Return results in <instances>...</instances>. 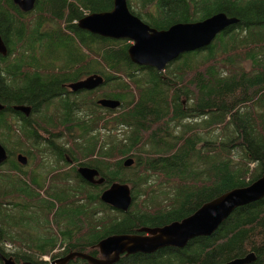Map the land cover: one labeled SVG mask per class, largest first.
<instances>
[{
  "label": "trees",
  "instance_id": "16d2710c",
  "mask_svg": "<svg viewBox=\"0 0 264 264\" xmlns=\"http://www.w3.org/2000/svg\"><path fill=\"white\" fill-rule=\"evenodd\" d=\"M112 7L113 0H37L24 13L13 0H0L7 48L0 56L1 134L9 145L17 143V156L28 154V162L31 140L37 142L32 148L52 147V175L65 184L46 187L35 172L22 175L15 154L5 149L10 182L0 187V255L18 263L48 264L43 256L52 261L76 252L99 258L97 244L105 237L181 221L264 172V0H135L130 12L158 31L218 13L238 20L210 46L181 55L163 72L132 64L128 41L77 27L85 15ZM95 74L103 77L102 87L67 92L69 84ZM101 98L120 107L101 108ZM15 106L29 107L30 114ZM33 128L48 137L42 140ZM126 128L130 135L122 147L110 148L102 139ZM70 137L80 144L75 159L63 157L61 141ZM129 158L134 164L124 167ZM33 162L41 169L46 160ZM77 166L95 169L103 183L82 180ZM115 183L131 188L126 213L100 202ZM56 248L61 252L53 253ZM250 253L251 264H264V197L237 208L211 236L181 249L122 256L115 264H221ZM68 264L88 263L76 258Z\"/></svg>",
  "mask_w": 264,
  "mask_h": 264
},
{
  "label": "water",
  "instance_id": "95a60500",
  "mask_svg": "<svg viewBox=\"0 0 264 264\" xmlns=\"http://www.w3.org/2000/svg\"><path fill=\"white\" fill-rule=\"evenodd\" d=\"M37 0H13V3L24 13L34 9ZM128 0H113V7L108 12L85 15L77 22L80 30L92 35L113 40H126L129 61L140 67H148L163 72L168 64L181 55L202 50L212 44L214 39L230 26L238 23L234 17L225 13L215 14L205 20L193 23H177L167 30H155L130 12ZM7 54V48L0 36V56ZM104 84L100 75H91L73 84H69L71 91H92ZM105 109H115L119 101L101 99L97 102ZM6 109L0 103V113ZM13 110L25 116L30 114V108L15 106ZM7 161V152L0 144V165ZM21 165L27 163L23 155L17 156ZM133 159L124 162L130 167ZM81 179L90 184H102L103 178H96L99 173L88 167H78L76 170ZM264 197V172L254 182L246 187L231 190L210 202L203 204L192 215L181 221H175L161 228H144L141 234L111 235L97 244L99 258L84 253H70L65 257L54 260L51 264H67L76 258L88 264H115L122 256L136 253L152 254L166 247L183 248L197 237L211 236L218 227L239 207L257 202ZM100 201L113 210L126 213L132 204L131 188L126 184L115 183L100 195ZM4 264H15L13 259L0 255ZM255 260L250 253L243 258L231 260L221 264H251ZM30 264V263H22Z\"/></svg>",
  "mask_w": 264,
  "mask_h": 264
},
{
  "label": "rangeland",
  "instance_id": "374dc122",
  "mask_svg": "<svg viewBox=\"0 0 264 264\" xmlns=\"http://www.w3.org/2000/svg\"><path fill=\"white\" fill-rule=\"evenodd\" d=\"M128 3H129V6L133 5L135 3V0H128ZM131 4V5H130ZM123 41H126V40H123ZM129 43V42H128ZM243 64H246V62L242 63ZM238 67H241V65H237ZM73 92V91H72ZM74 95V92L72 93ZM97 106V105H96ZM92 110H96L95 108H91ZM15 122L18 123V120L15 118L13 119ZM19 124V123H18ZM127 129V132H122L123 129L121 130H116L115 131V134L113 135H108L106 138H105V135H102V139L105 141L106 144L109 145V147H116V146H121L123 142H125V140L129 137L130 135V129L129 128H126ZM33 132L35 134H40L42 135L41 137L42 140H45V137L47 138L48 136H46L44 133H41L38 131L37 128H33ZM76 134H77V131H76ZM79 134V133H78ZM36 135H34L35 137ZM55 139V138H54ZM77 139H74L72 137L70 138H67V139H64L63 141H61V143L63 144H66V153L67 155H65L64 153V156L65 158H72V159H75L78 157L77 153L75 152L76 150V147H78L80 144H78L76 142ZM54 142V141H53ZM35 140H31L29 142V144H26V145H30V147L28 148V152L31 153V155L29 156V162L27 161V165H21L17 160H15L16 158V152H17V143H14L13 145H9V142L7 141V139L3 136V134H1V129H0V144L12 155L13 159L15 160V162L17 161L20 166L22 167V169L24 170V174L22 175H25L26 177H29V175H32L33 172L36 173V181L38 183H41V182H45V186L47 187L48 184L50 183L51 186H55V185H58L59 183L61 184L60 186H65L64 182H59L55 177H53L52 175V169L56 167L57 165V159H56V153H55V150L52 148V147H48L47 149H42L41 146L39 147H33V148H36L42 152L40 153L38 150H35L31 147L32 146H35ZM81 143V142H80ZM122 147V146H121ZM21 154H24V155H28L26 154L25 152H21ZM23 155V156H24ZM36 158H45L46 162L44 163L43 167L40 169L41 167V164H35L33 161L34 159ZM33 160V161H32ZM16 162V163H17ZM124 165V163H123ZM9 166L10 164L9 163H4L0 166V187H5L7 186L10 182V179L8 176V172H10V169H9ZM38 166V167H37ZM125 167V166H124ZM67 167H65L66 169ZM21 175V176H22ZM78 175V174H77ZM20 176V177H21ZM74 178L75 176H73L71 179H70V182H74ZM15 181H17L16 179H14ZM83 180V179H82ZM56 181V182H55ZM63 183V184H62ZM70 197V196H69ZM25 200L23 198H21V203H24ZM115 211V210H113ZM117 212V211H116ZM108 213H111V212H108ZM30 214H34V213H31ZM44 217H43V214L41 216H37V222L40 223V224H43L44 223ZM60 253V249L56 248V250L53 252V253ZM51 255V254H50ZM58 255V254H57ZM50 258V256H48Z\"/></svg>",
  "mask_w": 264,
  "mask_h": 264
},
{
  "label": "flooded vegetation",
  "instance_id": "af4514ba",
  "mask_svg": "<svg viewBox=\"0 0 264 264\" xmlns=\"http://www.w3.org/2000/svg\"><path fill=\"white\" fill-rule=\"evenodd\" d=\"M35 4H36V3H35ZM98 88H99V87H98ZM96 89H97V88H96ZM96 89H94V90H96ZM66 90H67V92L73 93L71 90L68 89V86H67ZM94 90H92V91H94ZM80 91H83V90L74 91V94H78ZM101 99H103V98H101ZM106 99H108V98H106ZM99 100H100V99H99ZM99 100H98V101H99ZM98 101H97V102H98ZM98 106H100V105H98ZM119 107H120V105H119ZM119 107H118V108H119ZM118 108H115V109H108V110H109V111H115V110H117ZM30 111H31V110H30ZM20 113H21V112H20ZM22 114H23V113H22ZM23 115H24V114H23ZM24 116H25V115H24ZM25 117H27V116H25ZM16 160H17V155H16ZM76 169H77V168H76ZM99 177H100V176H98L96 179H99ZM137 234H141V233L139 232V233H137ZM5 257H6V256H5ZM6 258H9V257H6ZM57 258H62V256H58ZM57 258H56V259H57ZM54 260H55V259H54ZM54 260H52V261L50 260V261L47 262V263H48V264H51ZM13 261H14L15 264H22L21 262H23L22 260H20V262L18 263V262H16V260H14V259H13ZM43 262H44V261H43ZM0 264H4L3 261H1V259H0ZM67 264H68V263H67Z\"/></svg>",
  "mask_w": 264,
  "mask_h": 264
},
{
  "label": "built area",
  "instance_id": "2783aa9c",
  "mask_svg": "<svg viewBox=\"0 0 264 264\" xmlns=\"http://www.w3.org/2000/svg\"><path fill=\"white\" fill-rule=\"evenodd\" d=\"M43 259H44L45 261H48V260H49V258H48V257H44Z\"/></svg>",
  "mask_w": 264,
  "mask_h": 264
}]
</instances>
